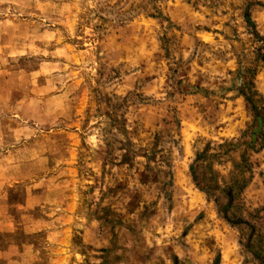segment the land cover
<instances>
[{
    "label": "rangeland",
    "instance_id": "1",
    "mask_svg": "<svg viewBox=\"0 0 264 264\" xmlns=\"http://www.w3.org/2000/svg\"><path fill=\"white\" fill-rule=\"evenodd\" d=\"M259 51L264 0H0V264H259L192 174L264 207Z\"/></svg>",
    "mask_w": 264,
    "mask_h": 264
},
{
    "label": "trees",
    "instance_id": "2",
    "mask_svg": "<svg viewBox=\"0 0 264 264\" xmlns=\"http://www.w3.org/2000/svg\"><path fill=\"white\" fill-rule=\"evenodd\" d=\"M246 20L248 23H251V18L247 15ZM256 61L264 62L263 51L257 52ZM257 74L258 69L256 67L252 66L247 69H243L241 66L231 79L233 90L238 91L253 110L254 124L249 132L250 142L247 143V147L249 150L255 152L264 148V107L260 106L259 92L257 91L255 85ZM221 148H223V145L218 147L219 153L213 156L211 155V157H219L221 154ZM207 154L208 153L199 155L198 161L203 160L204 158H209L210 155ZM235 168L239 169L238 174L233 176L230 184L226 185L225 188H222L220 185L217 175L218 173H211L212 183H210V180L208 179L200 181L195 166H192V174L196 185L199 186L201 191L205 192L207 195L213 194V192L211 193V190L222 191L223 196L226 199L225 203H221L220 198L216 195L214 196V201L219 208V212L222 214L223 218L233 226L245 227V236L247 237L245 248L253 254L256 262L264 264V218L261 217V213H264V207L255 209L253 213L249 215V219H243L240 217L233 219L234 213H232L237 200L247 190L254 179L253 165L249 159L244 158L241 163L235 164ZM201 183L203 185H201ZM259 222L262 223L259 224ZM242 233H244V231H241V235ZM240 243L244 246L242 240Z\"/></svg>",
    "mask_w": 264,
    "mask_h": 264
}]
</instances>
